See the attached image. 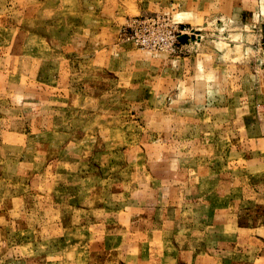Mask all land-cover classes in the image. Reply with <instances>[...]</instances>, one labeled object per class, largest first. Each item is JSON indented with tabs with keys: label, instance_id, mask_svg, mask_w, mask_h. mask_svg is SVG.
I'll return each instance as SVG.
<instances>
[{
	"label": "rangeland",
	"instance_id": "obj_1",
	"mask_svg": "<svg viewBox=\"0 0 264 264\" xmlns=\"http://www.w3.org/2000/svg\"><path fill=\"white\" fill-rule=\"evenodd\" d=\"M231 8L0 0V264H264V32ZM157 15L190 40L130 39Z\"/></svg>",
	"mask_w": 264,
	"mask_h": 264
},
{
	"label": "built area",
	"instance_id": "obj_2",
	"mask_svg": "<svg viewBox=\"0 0 264 264\" xmlns=\"http://www.w3.org/2000/svg\"><path fill=\"white\" fill-rule=\"evenodd\" d=\"M128 27L130 39L145 48H174L177 43L186 42L182 37L189 41L192 36L186 26L170 24L160 15L134 18Z\"/></svg>",
	"mask_w": 264,
	"mask_h": 264
},
{
	"label": "crops",
	"instance_id": "obj_3",
	"mask_svg": "<svg viewBox=\"0 0 264 264\" xmlns=\"http://www.w3.org/2000/svg\"><path fill=\"white\" fill-rule=\"evenodd\" d=\"M189 1H192V0H189ZM219 1L221 2V5H222V0H219ZM244 1H243L244 4L247 2L248 5L254 6V9L249 10L248 8H246L245 5H243V2H241V0H224L226 4L232 6V8L230 9V13L231 14L236 13L238 20H241V17L243 15L249 14L252 16L255 29L261 30L264 32V0H244ZM241 4L242 6H240Z\"/></svg>",
	"mask_w": 264,
	"mask_h": 264
},
{
	"label": "water",
	"instance_id": "obj_4",
	"mask_svg": "<svg viewBox=\"0 0 264 264\" xmlns=\"http://www.w3.org/2000/svg\"><path fill=\"white\" fill-rule=\"evenodd\" d=\"M181 39H182V41H187L188 40L187 37H182Z\"/></svg>",
	"mask_w": 264,
	"mask_h": 264
}]
</instances>
